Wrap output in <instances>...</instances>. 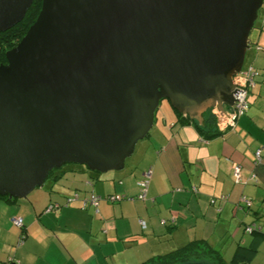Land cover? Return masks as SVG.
<instances>
[{
	"label": "water",
	"instance_id": "obj_1",
	"mask_svg": "<svg viewBox=\"0 0 264 264\" xmlns=\"http://www.w3.org/2000/svg\"><path fill=\"white\" fill-rule=\"evenodd\" d=\"M32 2L0 0V32ZM262 4L41 0L0 64V196L25 198L67 163L122 170L162 99L198 123L232 106Z\"/></svg>",
	"mask_w": 264,
	"mask_h": 264
},
{
	"label": "crops",
	"instance_id": "obj_2",
	"mask_svg": "<svg viewBox=\"0 0 264 264\" xmlns=\"http://www.w3.org/2000/svg\"><path fill=\"white\" fill-rule=\"evenodd\" d=\"M260 23L259 17L250 31L244 62L262 72ZM255 80L248 107L231 130L211 135L214 124L208 123L207 133L192 122L178 124L172 107L160 102L152 128L122 170L98 175L68 164L28 198L1 202L0 264L9 257L18 264H140L194 239L229 261L238 245L256 237L248 264H264V77ZM257 148L262 149L256 162ZM232 161L241 165L243 182L233 180ZM149 168L140 200L137 180ZM90 192L100 197L96 206L82 209L79 200L67 201ZM109 194L121 199L111 202ZM241 196L250 199L249 207L236 205ZM13 216L22 218V227L13 224ZM249 224L258 234L244 230Z\"/></svg>",
	"mask_w": 264,
	"mask_h": 264
},
{
	"label": "trees",
	"instance_id": "obj_3",
	"mask_svg": "<svg viewBox=\"0 0 264 264\" xmlns=\"http://www.w3.org/2000/svg\"><path fill=\"white\" fill-rule=\"evenodd\" d=\"M40 4L41 0H33L32 4L26 11L24 17L18 23H16L14 26L10 27L7 30L0 32V64L6 62L5 51L13 47L25 34L30 24H32L40 9ZM257 21H255L254 26L255 24H257ZM261 25L262 23H260V28L262 27ZM173 110L176 114L178 124L183 125L192 122L200 131L206 133L209 132L206 130V126L214 124V115L212 112L213 108H209L205 112H203V122L201 123L189 119L186 115L178 113L175 109ZM214 134H217L215 129L212 131L211 135ZM67 164H64L58 169H53L48 177L53 179H57L58 177H60L61 173H63V168ZM97 174L101 175L100 173ZM0 198L6 200L14 199L8 198L7 196H0ZM254 231H252V234H258V232ZM256 238H254L251 243L247 246L238 245L229 261L223 260L218 251L213 249L205 240L194 239L167 252L151 256L140 264H185L189 262L202 261L207 262L208 264H248L251 260L252 255L257 251L255 242Z\"/></svg>",
	"mask_w": 264,
	"mask_h": 264
},
{
	"label": "built area",
	"instance_id": "obj_4",
	"mask_svg": "<svg viewBox=\"0 0 264 264\" xmlns=\"http://www.w3.org/2000/svg\"><path fill=\"white\" fill-rule=\"evenodd\" d=\"M261 23L262 27L264 28V11L261 16ZM259 75H262L264 77V71L260 72L257 69H255L250 64H243L241 70L239 73L235 74L233 76V83H234V89H233V104L230 107H227L224 110H218L216 108H213V115H214V129L218 134H222L227 130H231L236 125L237 119L246 111L248 107V93L251 88L254 87L256 84L255 78ZM261 149L257 148L254 152L256 162L260 160L261 155ZM231 173L233 180L235 182H243L241 178V165L237 162H231ZM151 177V169H147L143 172V175L137 180V186H138V194L137 198L140 200L145 199V193L148 188L149 179ZM107 200L111 202H115L121 197H117L115 195L109 194L106 196ZM100 197L98 195H95L94 193H90L88 196H82L79 197L77 193L72 194L67 198V201L72 200H79L80 201V208L84 209L88 205L96 206L98 203V200ZM249 207L251 205L250 199L241 196L239 198V202L236 204L237 206ZM59 204H49L46 207V210H50L53 208L58 207ZM11 221L14 225L17 227H22V218L20 216H13L11 218ZM140 223L142 226H144V222L140 220ZM246 232H252L254 230H257V228L252 224L246 225L245 229ZM22 239L17 242V244L21 243ZM18 264L17 260H14V258L9 257L8 258V264Z\"/></svg>",
	"mask_w": 264,
	"mask_h": 264
},
{
	"label": "rangeland",
	"instance_id": "obj_5",
	"mask_svg": "<svg viewBox=\"0 0 264 264\" xmlns=\"http://www.w3.org/2000/svg\"><path fill=\"white\" fill-rule=\"evenodd\" d=\"M263 11H264V0H263V4H262V6H261V8H260V10H259V14H258V18L259 17H261L262 16V14H263ZM258 18H257V20H258ZM256 20V21H257ZM160 102H167L168 104H169V101L167 100V99H162ZM170 105V104H169ZM129 159V158H128ZM68 165V164H67ZM108 172H117V171H108ZM50 177H48L46 180H45V182L47 183L48 182V179H49ZM45 183V184H46ZM44 184V183H43ZM42 188H44V186H39V187H36L34 190H32L31 192H37V191H39V190H41ZM31 192L29 193V194H31ZM28 194V195H29ZM33 194V193H32ZM28 195H27V197H25V198H23V200L24 199H26V198H28ZM31 196V195H30ZM15 200H22V198H14V199H12V200H6V199H1L0 198V204H1V202H7V201H15Z\"/></svg>",
	"mask_w": 264,
	"mask_h": 264
},
{
	"label": "bare ground",
	"instance_id": "obj_6",
	"mask_svg": "<svg viewBox=\"0 0 264 264\" xmlns=\"http://www.w3.org/2000/svg\"><path fill=\"white\" fill-rule=\"evenodd\" d=\"M226 107V106H225Z\"/></svg>",
	"mask_w": 264,
	"mask_h": 264
}]
</instances>
